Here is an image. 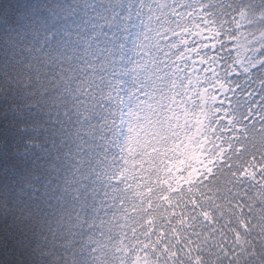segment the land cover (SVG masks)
<instances>
[{
	"label": "trees",
	"instance_id": "1",
	"mask_svg": "<svg viewBox=\"0 0 264 264\" xmlns=\"http://www.w3.org/2000/svg\"><path fill=\"white\" fill-rule=\"evenodd\" d=\"M106 2L0 0V60L31 58L28 90L100 129L49 159L6 128L0 104V177L38 184L45 170L51 180L70 167L95 264H261L264 0H139L146 71L127 95L104 74L103 43L88 38ZM28 215L0 203V264H27Z\"/></svg>",
	"mask_w": 264,
	"mask_h": 264
},
{
	"label": "clouds",
	"instance_id": "2",
	"mask_svg": "<svg viewBox=\"0 0 264 264\" xmlns=\"http://www.w3.org/2000/svg\"><path fill=\"white\" fill-rule=\"evenodd\" d=\"M101 11L93 21L89 39L102 42L105 55L101 63L106 65L104 74L113 81H124L122 89L142 84L144 64L140 45L141 4L139 0H107L97 6ZM103 26H101V23ZM107 28V31H105ZM109 32L111 33L109 35ZM34 64L31 58L5 57L0 60V83L3 91L4 124L25 135V143L49 159H55L71 151L74 139L86 137L85 129L93 130L91 140L100 134L92 124L91 115L73 111L68 117L63 108L41 97L27 86L33 82ZM33 96L34 99H27ZM129 104L134 102L130 99ZM71 120V123H69ZM49 180L47 170L38 184H21L7 175L0 177V203L9 209H28L29 239L25 253L27 264H95L94 230L89 227L90 214L86 196L75 194L80 181L68 166ZM264 255V238L258 242ZM255 254V253H253ZM264 264V261H261Z\"/></svg>",
	"mask_w": 264,
	"mask_h": 264
},
{
	"label": "rangeland",
	"instance_id": "3",
	"mask_svg": "<svg viewBox=\"0 0 264 264\" xmlns=\"http://www.w3.org/2000/svg\"><path fill=\"white\" fill-rule=\"evenodd\" d=\"M240 47L245 48L243 44L239 45V48ZM172 114L173 115H177L175 110H172ZM137 116H138L137 112H135L132 115L131 114H127L126 115L127 123L129 125V128H130L129 145H128V148H127L129 153H133L136 150L135 148H136V145H137V142H138V139H139L138 138L139 132H138L137 127H136L137 120H138ZM189 120H192V117H190ZM153 124L150 122V120H146L147 130H149V131L151 129L155 130Z\"/></svg>",
	"mask_w": 264,
	"mask_h": 264
}]
</instances>
